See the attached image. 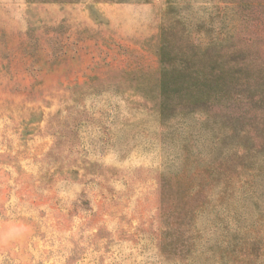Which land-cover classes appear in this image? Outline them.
I'll return each mask as SVG.
<instances>
[{"label": "rangeland", "instance_id": "rangeland-1", "mask_svg": "<svg viewBox=\"0 0 264 264\" xmlns=\"http://www.w3.org/2000/svg\"><path fill=\"white\" fill-rule=\"evenodd\" d=\"M0 264H264V0H0Z\"/></svg>", "mask_w": 264, "mask_h": 264}, {"label": "trees", "instance_id": "trees-1", "mask_svg": "<svg viewBox=\"0 0 264 264\" xmlns=\"http://www.w3.org/2000/svg\"><path fill=\"white\" fill-rule=\"evenodd\" d=\"M29 3L41 1V0H27ZM60 2H74V0H60ZM165 47V46H164ZM162 48V52L164 50ZM176 66L162 60V76L160 79V110L165 115L168 111H172L175 108L182 106H191V109L199 110L207 106L209 101L220 99L218 96H212L209 91L212 88H220L221 85H225V79H218L214 82L217 85H212V83L202 77L200 74L196 78H190V75H184V79L178 81V78L174 76L176 72ZM179 90H184V93H179Z\"/></svg>", "mask_w": 264, "mask_h": 264}, {"label": "crops", "instance_id": "crops-1", "mask_svg": "<svg viewBox=\"0 0 264 264\" xmlns=\"http://www.w3.org/2000/svg\"><path fill=\"white\" fill-rule=\"evenodd\" d=\"M7 27H9L8 24H7ZM7 32H9V30H7Z\"/></svg>", "mask_w": 264, "mask_h": 264}]
</instances>
